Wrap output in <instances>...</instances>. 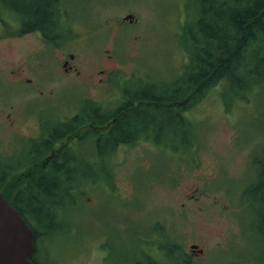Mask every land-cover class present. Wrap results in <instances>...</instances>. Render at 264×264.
I'll list each match as a JSON object with an SVG mask.
<instances>
[{
    "label": "rangeland",
    "instance_id": "374dc122",
    "mask_svg": "<svg viewBox=\"0 0 264 264\" xmlns=\"http://www.w3.org/2000/svg\"><path fill=\"white\" fill-rule=\"evenodd\" d=\"M65 4L68 23L59 45L19 34L28 22L9 10L0 19V166L12 163L15 168L33 158L5 155L35 134L42 113L57 130V120L82 112L86 100L111 109L119 106L122 90L172 96L181 87L179 77L186 81L185 68L191 66L187 50L191 36L201 30L203 0ZM71 54L75 71L69 73L63 65ZM198 94L202 97L188 102H198L189 111L191 139L182 142L181 137L164 147L130 146L120 152L127 157H112L113 197L105 188L81 182L88 185L83 204L72 210L65 195L63 208L54 211L55 221L45 225L28 215L47 233L37 242L40 264H159L168 255L163 247L170 234L201 264L248 261L256 250L251 226L261 199L255 196L249 208L244 202L252 199L245 191L257 182L264 161V77L237 91L224 77L217 87ZM170 125L177 138L183 135V126ZM75 148L79 154L91 150L85 139ZM71 166L68 171L76 162ZM126 196V203L117 200ZM28 206L40 214L39 203ZM160 243V250H152Z\"/></svg>",
    "mask_w": 264,
    "mask_h": 264
},
{
    "label": "trees",
    "instance_id": "16d2710c",
    "mask_svg": "<svg viewBox=\"0 0 264 264\" xmlns=\"http://www.w3.org/2000/svg\"><path fill=\"white\" fill-rule=\"evenodd\" d=\"M66 0H0V19L6 15L5 11H11L17 14L29 28L22 25L20 33L29 32L31 29L43 30L47 27V31H54L56 25L64 29L63 20L66 17ZM204 10L200 16V32L198 35H192V43L188 48L187 53L190 58V67L186 66V81L179 77L178 89H175V95L170 96V92L153 94L152 91L138 92L133 100L131 97H125L131 101L133 106L152 105L160 106V114L163 116V106H172L177 102H183V106H187L190 110L198 102H194L192 106H188V102L192 99L202 97L198 93L200 91L210 90L219 85L224 77L232 80L233 88L237 90H247L251 82H259L264 77V0H203ZM68 17V16H67ZM56 24V25H55ZM46 31V32H47ZM65 32V31H64ZM185 85V86H184ZM182 86H184L182 88ZM181 89L185 90L184 94L178 92ZM124 98V99H125ZM185 102V103H184ZM87 106L80 115L84 121L95 116V113L101 114L103 111L96 101L82 102ZM181 106V105H180ZM96 110V111H95ZM164 119V117H162ZM180 121V118L177 117ZM162 119V121H163ZM147 116L136 114L134 119L128 120L129 124L123 126L118 123L112 128L109 135H101L97 131V143L94 147L99 157H93L98 163H105L107 148H110L112 155L118 149L117 140L124 137V132L136 133L139 128L145 127ZM106 121L105 116L96 119L97 127L103 126ZM172 123H176L173 121ZM177 124V123H176ZM188 129L192 128L191 121H188ZM178 130V129H177ZM40 158V157H38ZM72 157H65V170L72 167ZM96 158V159H95ZM40 161V160H39ZM79 170L81 169L80 181L87 182L89 178L83 176L93 164L92 157L78 158ZM37 161L30 164V168L26 171H39L40 166L35 168ZM57 162L54 166L57 169ZM71 164V165H70ZM97 164V163H96ZM62 168V167H61ZM12 165L6 167L4 164L0 166V191L5 193V196L11 201L15 191H21L20 194H25L27 201L23 203H14L23 215L28 217L32 214L44 225L50 222L51 217L56 218V213L51 211V205L58 201H65V195L70 200V209L73 210L74 202L70 194L68 186L72 180H69L67 173L63 177L55 178L51 174L47 178L44 176L33 175L32 177H23L19 174H14ZM72 170V168L70 169ZM75 171H73L74 173ZM77 173V172H76ZM65 177V178H64ZM57 179V180H55ZM81 183V184H82ZM59 185L58 188H56ZM83 185V184H82ZM84 186V185H83ZM251 200H245L244 204L247 208L253 205V198L260 197L261 202L257 208L256 224L251 226V234L255 242L256 250L254 254L248 257V261L243 264H264V161L259 163V177L256 183L250 185L246 191ZM60 199V200H59ZM32 203H39V215H35L34 210H31ZM61 206V205H59ZM59 208V207H58ZM63 208V206H61ZM60 208V209H61ZM58 211V210H57ZM29 219V218H28ZM27 219L29 225L35 232L36 240L43 234H47L42 229H39L36 224H32ZM160 227V235L165 237L162 224ZM173 235L170 237L172 238ZM163 250L167 252L165 262L163 259L157 261L159 264H201L197 262L191 253L182 249L180 244L171 241L170 238L165 240ZM37 245V244H36ZM31 258L33 261L34 256ZM246 258V257H245ZM156 263V261H155Z\"/></svg>",
    "mask_w": 264,
    "mask_h": 264
},
{
    "label": "flooded vegetation",
    "instance_id": "af4514ba",
    "mask_svg": "<svg viewBox=\"0 0 264 264\" xmlns=\"http://www.w3.org/2000/svg\"><path fill=\"white\" fill-rule=\"evenodd\" d=\"M67 23L66 18L63 20V24ZM56 25V24H55ZM47 27H44L43 30L40 29H31L27 34H35L37 39L40 43L44 44H54L57 43L60 44V31L62 30L58 25H56V29L54 31H47ZM74 59V55H69L64 60V70L66 72H74L75 68L73 65H71L72 60ZM102 71L101 73H103ZM19 75V73H18ZM22 79V78H20ZM24 80V79H23ZM30 81V80H28ZM100 82L103 83V79L100 80ZM119 106L115 107L116 105L110 106L111 109L101 106L100 108L103 110L101 111V114H96L92 118L93 120H90L88 122L84 121L82 123L83 118L80 115V111H72L69 115L64 116L57 120V123L59 124L58 129L56 130L51 123L47 122V119L44 117L43 113L40 114V117H37V121L40 120L39 125H37L34 130V135L27 138V140L22 144L19 145V149L14 151V153L5 155L6 157H33L32 159L28 160L25 164H18L13 167L12 163V172L14 174H19L23 177H32L33 175H39L44 176L45 178L48 177L49 174L54 176L55 178L63 177V174H65L64 166H65V157H72L71 160L76 162V167L74 169V174L72 170H69L67 172V175L69 177V180H72L70 182L68 188L70 193V197L73 198L74 207H77L80 204L84 203L85 197L84 190L85 186L88 185H82L80 181L81 177V169L79 170V164H78V158L80 157H99L96 153V149L94 148L97 143V136L96 133L99 131L101 135H109L110 131L114 126H116L118 123L123 126L122 122L127 121L124 123V125H128L129 121L131 119H134V116L136 114H142L143 117L147 116V123L145 127L139 128V130L136 133H128L124 132V137L122 139L117 140L118 149L116 150L115 154L112 155L110 148H107V153L104 155L106 157L104 165H98L96 164V161L94 158H92L93 164L91 165L90 169L83 174V176H87L89 180L87 183L90 185L89 187L93 188L94 186H98L105 188L106 192L112 196L113 193V163H112V157H127L126 154H120V152H127L128 148L130 146H150V148L155 146L164 147L166 145H171L174 140H179L182 137V142L188 141L192 136L191 129H188V121L190 120L189 117V110L187 109V106H183V102H177V104L172 106H163L164 111L163 116L160 114V106L152 105L151 107H148L150 105L146 106H133L131 105V101L126 100L125 97H135L138 93H125L119 92ZM125 98V99H124ZM185 103V102H184ZM181 105V106H180ZM96 111V110H95ZM105 116L106 121L103 126L97 127L96 125V119L97 117L101 118ZM164 117V119L162 118ZM180 118V121L178 118ZM163 119V121H162ZM173 121H176L178 125L183 126L184 133L182 136L177 138V135L174 131L168 129L166 126L172 124ZM41 136V137H40ZM87 140L90 145L89 154H86L82 151H80V154L77 152L75 148L76 142L79 140ZM93 149L95 151L93 152ZM110 152V153H108ZM139 156V155H138ZM40 157V158H38ZM144 157V156H143ZM96 159V158H95ZM125 159H121V162H124ZM40 160V161H39ZM33 161H37V163L34 165L35 168H38V166L41 167L39 171H26L27 168H30V164ZM55 162H57V169H55ZM62 167V168H61ZM77 174L75 175V173ZM77 175L79 177L77 178ZM65 178V177H64ZM57 180V179H55ZM93 185V186H92ZM101 185H104L101 186ZM59 185L56 187L58 188ZM21 191H15L13 199L11 200L12 203H23L26 195L20 194ZM115 198V197H114ZM116 199V198H115ZM127 196L119 197L120 203H126L127 202ZM60 200V199H59ZM63 206V201H58L51 205V211L53 210H60L61 206ZM70 200H69V204ZM59 207V208H58ZM81 208V207H80ZM74 209V208H73ZM22 213V212H21ZM23 214V213H22ZM24 216V215H23ZM164 220V219H163ZM50 221L54 222L55 217H51ZM109 235V234H108ZM171 236V234H170ZM109 235V239H110ZM171 239V237H169ZM172 241V239H171ZM105 252L108 251L109 247L108 244L110 243L109 240H106L105 242ZM161 243L156 244L154 248H161ZM150 255H154L156 258V254L154 251L151 253L148 251ZM32 256H36L37 258V250L35 249V252ZM33 258V257H32ZM103 260V259H102ZM35 264H39L37 261L34 260ZM135 264H139V262H135Z\"/></svg>",
    "mask_w": 264,
    "mask_h": 264
},
{
    "label": "water",
    "instance_id": "95a60500",
    "mask_svg": "<svg viewBox=\"0 0 264 264\" xmlns=\"http://www.w3.org/2000/svg\"><path fill=\"white\" fill-rule=\"evenodd\" d=\"M34 252L32 227L0 192V264H34L31 260Z\"/></svg>",
    "mask_w": 264,
    "mask_h": 264
},
{
    "label": "bare ground",
    "instance_id": "6f19581e",
    "mask_svg": "<svg viewBox=\"0 0 264 264\" xmlns=\"http://www.w3.org/2000/svg\"><path fill=\"white\" fill-rule=\"evenodd\" d=\"M171 126V125H170ZM108 153H110V152H108ZM87 172V171H86Z\"/></svg>",
    "mask_w": 264,
    "mask_h": 264
}]
</instances>
